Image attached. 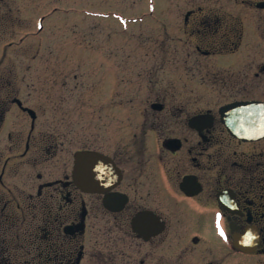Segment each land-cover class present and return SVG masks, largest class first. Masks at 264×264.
Returning a JSON list of instances; mask_svg holds the SVG:
<instances>
[{
  "label": "flooded vegetation",
  "instance_id": "obj_1",
  "mask_svg": "<svg viewBox=\"0 0 264 264\" xmlns=\"http://www.w3.org/2000/svg\"><path fill=\"white\" fill-rule=\"evenodd\" d=\"M73 4L0 0V264H264V137H235L222 112L264 104V28L237 14L264 0H191L165 17L151 4L133 57L107 33L86 136L70 141L60 82L48 113L30 77L71 65L39 42Z\"/></svg>",
  "mask_w": 264,
  "mask_h": 264
},
{
  "label": "rangeland",
  "instance_id": "obj_2",
  "mask_svg": "<svg viewBox=\"0 0 264 264\" xmlns=\"http://www.w3.org/2000/svg\"><path fill=\"white\" fill-rule=\"evenodd\" d=\"M189 1L191 0H157L156 14L154 15L165 17L170 13V4L172 6H184L189 4ZM73 2L71 8L76 9L77 14L68 17L63 11L61 16L55 15V19H51L48 23V33L46 32L47 34L42 36L39 42H43V44L41 43L42 47H47L49 44V47L60 48L62 51L61 59L65 60L64 64L71 65L61 74L59 71H55L56 66L53 65L54 62L52 61L48 73L37 75V72H33L34 75L30 77L43 83V86L40 87L41 100L39 102L45 103L48 113L59 112L57 104L53 103L50 96H53L54 88L60 82L64 90L61 94L62 111L64 112L58 120H54H57L55 123L60 121L59 130L70 141H74V137L82 139L86 136L89 125L88 115L92 111V105L86 103L84 98L89 97L92 91L97 88L100 90L101 83L98 81L101 82L102 80L100 71L106 34H109L111 47L123 44L125 51L131 53L130 55L133 57L139 52L144 54L145 47H148L147 36H150L155 24L151 18V9H147V3L149 4L147 0H73ZM187 8L184 6V11ZM83 9H89L95 13L109 11V13H101L106 17H109L110 13L116 12L130 18L137 17L134 19H142V21L133 25L127 24V27L120 24L121 27L118 21L111 16L108 19L84 16L82 14ZM247 9L246 13L237 9V14L248 15L254 23L258 21L255 25V31L257 35L261 34V30L264 28V11L259 13L249 7ZM174 15L177 16L174 24L180 31L183 15L179 11H176ZM118 32L124 37H121ZM30 41L32 44L33 41ZM39 43H36L35 49H38ZM30 58H33V54L30 55ZM49 121L53 123L52 120ZM77 142L79 144L76 142L72 144V146L75 144L74 148L81 147L82 143Z\"/></svg>",
  "mask_w": 264,
  "mask_h": 264
},
{
  "label": "water",
  "instance_id": "obj_3",
  "mask_svg": "<svg viewBox=\"0 0 264 264\" xmlns=\"http://www.w3.org/2000/svg\"><path fill=\"white\" fill-rule=\"evenodd\" d=\"M77 167L78 170L81 171L80 174H84L83 170L86 167V155H79L77 158Z\"/></svg>",
  "mask_w": 264,
  "mask_h": 264
},
{
  "label": "snow or ice",
  "instance_id": "obj_4",
  "mask_svg": "<svg viewBox=\"0 0 264 264\" xmlns=\"http://www.w3.org/2000/svg\"><path fill=\"white\" fill-rule=\"evenodd\" d=\"M221 234H223V233H221Z\"/></svg>",
  "mask_w": 264,
  "mask_h": 264
}]
</instances>
